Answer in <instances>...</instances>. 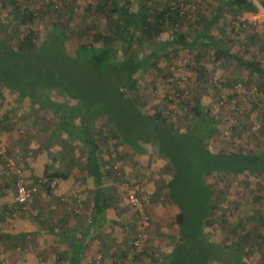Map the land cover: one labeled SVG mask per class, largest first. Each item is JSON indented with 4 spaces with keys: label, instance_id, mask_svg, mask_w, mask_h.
I'll list each match as a JSON object with an SVG mask.
<instances>
[{
    "label": "trees",
    "instance_id": "trees-1",
    "mask_svg": "<svg viewBox=\"0 0 264 264\" xmlns=\"http://www.w3.org/2000/svg\"><path fill=\"white\" fill-rule=\"evenodd\" d=\"M56 1L53 0L54 3ZM229 3L242 10H258L250 0H229ZM260 5L264 9V0ZM95 6L96 9L90 12L98 17L88 30L78 34L79 48L75 56H71L65 47L72 32L70 21H66L68 25L60 20L47 32L43 44L35 42L31 31L19 40L17 49L9 46L2 52L0 50V83L10 93L31 100L41 109H49L60 120L58 129L66 131L72 138H87V159L90 174L95 179L91 216L95 225L104 221L107 206L96 141V129L100 123L108 121L116 129L117 138L138 153L146 152L144 144H151L160 158L173 166L169 195L181 210L177 220L181 233L185 236L187 232L193 233V239L187 237L176 250L171 264H207L210 254L206 247H202L201 229L205 214L201 213L204 204L211 205L213 197L209 194L211 188L205 182V174L224 170L264 176V140L259 141L258 150L252 154L239 151L221 154L205 143L207 138L212 139L218 132L219 120L199 100L196 99L190 109L194 124L177 129L162 107L147 113L131 95L138 92L141 79L149 71L163 72L158 67L159 60L172 49L192 51L209 48L214 50L218 59L234 58L252 76L260 78L258 89L261 91H264V69L253 61L232 54L216 38L208 39L206 28L217 22V13L226 8L223 3L218 5L217 15L208 22L203 34L189 35L176 31L173 37L158 45L155 39L164 34L167 26H181L180 21H186L178 8L174 9L173 5L154 8L151 0H96ZM59 8L55 6V10ZM18 10L20 24L29 26L36 22L34 11ZM65 10L69 16L76 14L66 6ZM99 20L108 23V32L99 30ZM147 43L154 46L151 51L146 47ZM204 73L200 71L198 79L202 80ZM53 91L65 96L66 100L55 103L49 94ZM259 134L264 138V129ZM194 158L197 162L193 161ZM215 208L212 204L211 209ZM228 251L232 264H243L240 248Z\"/></svg>",
    "mask_w": 264,
    "mask_h": 264
},
{
    "label": "rangeland",
    "instance_id": "rangeland-1",
    "mask_svg": "<svg viewBox=\"0 0 264 264\" xmlns=\"http://www.w3.org/2000/svg\"><path fill=\"white\" fill-rule=\"evenodd\" d=\"M21 1L23 5L21 8L34 11L37 15V20L33 25L23 26L17 22L18 16L17 19L15 17L13 19L10 17L8 20L6 18L7 21L5 25V20L1 14V52L8 49V42H12V39L8 40V42L6 41V37L2 35L1 27L6 28L7 31H12L14 34L16 33L18 35V42L32 31L39 45L44 41L47 32L53 24H59L60 20H64V24H68L66 21L69 20L72 26V32L67 40L66 50L71 56H75L79 47L78 34L88 30L93 21H95L96 16L98 17V15H93L92 12H90V10L93 11V9H96V0H57L55 3L53 0ZM222 1L228 2L229 0H151L154 8H157V6L160 7V5L165 7L167 5H174V3H177V5L183 3L184 9L187 11H190L191 8L189 7L193 5L192 3H197V9L189 13L191 16L189 20L180 21V24H182L181 26H167L164 29V34L155 39L156 43L167 41L168 38L174 36L176 31H184L189 35L203 34V29L207 27L208 22L214 15L216 16L218 14L216 10ZM55 6H60L59 10H55ZM65 6L69 8V11L76 12L74 17L72 14L70 16L65 14L67 10H65ZM0 7L2 6L0 5ZM2 10H5V8L3 7L0 9V12H2ZM263 10L247 11L227 4V7L217 15V22L206 28L209 33L208 39L211 40L216 38L218 42L232 54L244 57L245 60L253 61L264 69ZM69 11L68 14H70ZM98 24L99 30L108 32V23L105 20H99ZM12 38H14V36ZM15 39L13 43L17 42ZM18 42L16 45H18ZM146 47L149 51L154 48L150 43H147ZM158 67H160L163 72L160 74L155 70L149 71L148 74L141 79L142 81L139 84L138 92L132 93L131 95L139 101L141 108L145 112L151 114L156 108L162 107L164 114L166 113V115L171 118L176 128L183 129L188 125L194 124L195 119L190 109L193 102L197 99L206 108H210L219 120L218 132L212 136V139L207 138L206 140L208 142L205 141L208 146L211 145L212 148H215L221 154L226 153V151H239V153L252 154L256 151L259 141L264 140L262 135L259 134V131L264 129V96L260 89V93L256 95L252 92L254 87L259 88L260 86L261 80L259 77L256 75L252 76L234 58L224 57L223 59H218L214 50L209 48L194 49L192 51L172 49L168 54L160 58ZM200 71L205 72V76L202 80L198 79ZM263 88L264 86L262 89ZM49 94L52 97L51 99L57 104L66 100L65 96L62 97L55 91ZM222 99L226 101V106L224 108L220 107L219 104V101ZM237 108L243 111V114L239 117H236L234 114ZM48 111L49 109H41L33 105L31 100H25L23 96L10 93L0 85V135L4 133L3 137L6 138V134L10 137L11 133L12 140L15 138L16 142H24L23 138L26 136L23 135L31 132V130L27 128L28 125L25 124L26 126H24L17 123L19 125L17 126L14 121L12 122L11 128L13 132H10L11 129L10 131H6L5 121L10 118L13 119V116L15 118L19 117L21 114L19 112H22L25 117L30 119L32 117L36 118L37 115L45 117L44 113ZM33 113L35 115H33ZM51 120L53 121V119ZM37 121L39 122L38 119ZM97 129V138L101 143L103 142V148L107 147V139L109 141L111 140L110 142L113 143L111 138L113 137L112 132L114 131L108 121L103 120ZM43 132L44 131L41 133ZM79 133H81L80 128ZM86 139L87 138L84 136L83 139L80 140L81 145H77L78 148L82 149L81 151H83V144H86L87 147ZM2 142L0 141V147L2 145L7 147L10 153L19 157L20 163L23 165L22 155L15 149L16 144L7 139L5 144ZM113 144L114 146L118 145L115 142ZM109 150L110 149L107 151ZM217 151H214V153H218ZM72 153L73 155L75 154L73 149ZM111 157L113 158L111 161L118 163L116 159L118 160L119 158L118 156L116 157V155L114 156V152L111 153ZM6 160V157L0 153V264H14V261H8V257L12 253H15V248L12 245L16 242H18V245H21L23 242L25 243L33 237L32 235L29 236L31 232H26L23 228L40 225L39 223H42L38 220L43 217L42 213L33 212L34 210H32L35 206L33 203L35 196L39 194L40 191H43V193L45 192L49 198V194H51L52 197L61 196L54 194L59 189L58 181L52 179L51 184L50 182L46 184L45 182L47 180L45 179H47L49 175H43L41 178L44 179L43 183L37 180V183L29 184L24 179L23 170L21 178H23L30 187L38 184V192L26 204H19L16 199L17 178L8 167ZM193 161L197 162V159L194 158ZM117 171H119V167ZM111 176L112 175H110V177ZM245 176L249 178L248 181L243 178ZM253 176L255 177L254 174L248 172L237 171L221 170L206 172V182L211 179V183H206L211 188V192L209 193L211 198L217 196L221 204H227H224L225 207H219V209L221 208L227 211L226 215L222 217L225 219L223 223L225 226L227 221L229 226L233 228L236 222H240L239 220H235L236 216L234 214L242 211L245 212L247 210L246 205L250 201L254 200L253 203H255V196L261 197L257 195V185L254 183ZM218 177H222L223 181L217 179ZM117 178L119 177L110 178V182L106 183L105 190L113 188L112 192H116L117 188L119 190V186H122L126 182L129 183L126 180L120 181V178ZM215 178L217 180L216 182ZM63 181H66V179ZM110 183L112 184L110 185ZM66 184V190H68V192L66 195H62L64 203L68 205L66 208L71 209V217L73 220H77V218L81 216L85 217L86 203L84 198L86 195L90 197L91 194H93V188L89 189L88 183L80 186L74 184V182H68ZM241 197L246 200H240ZM63 201L51 198L49 201L40 200L39 203L43 205V208H55V206L58 207ZM256 202L258 201L256 200ZM212 204H214L213 200H211V205L209 203L204 204L201 215L205 214V220L210 223H214V221H212L213 218H215L218 223L219 219H221L218 217L219 210L217 207L211 209ZM259 211L264 212V206H260ZM226 217L228 220H226ZM245 224L246 223H244V225ZM32 234H34V232H32ZM227 234L228 232L225 236H227ZM187 237H192L191 233L187 232L186 236L184 234L183 242ZM205 237L207 240L206 249L210 254V259L206 263L230 264L231 258H229L230 254L228 249L219 248L217 246V241H212L214 236ZM225 256H227V259L223 261ZM242 259L244 260L243 257Z\"/></svg>",
    "mask_w": 264,
    "mask_h": 264
},
{
    "label": "crops",
    "instance_id": "crops-1",
    "mask_svg": "<svg viewBox=\"0 0 264 264\" xmlns=\"http://www.w3.org/2000/svg\"><path fill=\"white\" fill-rule=\"evenodd\" d=\"M221 3L226 7L227 4H230L229 1ZM0 5L2 6L0 9L5 8L0 12L5 20V25L10 17L17 19L18 8L23 7L21 0H0ZM1 29L7 42L12 39L8 45L17 49L18 35L7 31L6 28L1 27ZM13 36L14 38H12ZM14 39L17 40L18 45H16L17 42L13 43ZM36 41L37 39H35ZM0 85L2 86L1 83ZM19 113H21L19 117L13 116V119L5 121L6 131H10L12 122L15 121L17 126H19L18 124L24 126L27 124V128L31 132L23 133V136H26L23 138L24 142H16L15 138L12 140L11 133L10 137L6 134V138L3 137L4 133L1 134L0 141L5 144L7 139L16 144L15 149L21 153L23 158V176L27 183L35 184L37 180L44 182V179H41L42 176L49 175L45 179L47 180L45 183L50 182L51 184L52 179L58 181L59 189L54 194L61 197H52L49 194V198L43 191L35 196L33 202L35 206L33 204L34 209L32 210L42 213L43 217L38 219L42 223L23 228L26 232H31L29 236L33 237L21 245H18V242L12 245L15 248V253L8 257L9 262L14 261V264H171L176 250L183 245L184 235H182L181 227L177 222L181 216V210L169 195L173 166L168 161L161 159L151 144H144L146 152L138 153L134 148L118 139L117 131L112 127L114 132L111 131L113 134L111 139L118 145L114 146L110 142L111 140L107 139V147L103 148V142L101 143L97 138L98 129H96L100 157L99 167L100 173L104 176L103 189L107 206L104 212V221L95 225L91 222L95 200V179L90 174L86 144L82 146L83 151L77 146L83 138H72L66 131L58 129L60 120L49 111L44 113L45 117L37 115L36 118L39 122L35 117L28 119L22 112ZM33 115L35 114L33 113ZM42 131L44 132L41 133ZM10 132L13 130L11 129ZM72 149L75 151L74 155ZM108 149L110 150L107 151ZM112 152H114V156H118L119 159H116L118 163L111 161L113 159ZM116 165L119 167V171L114 172ZM56 174L59 176L55 177ZM110 175L112 176L110 177ZM254 175L257 195L261 197L255 196L258 202L250 201L246 205L245 212L234 214L235 220L240 222H236L232 228L226 221L225 226L223 224L225 219L222 217L226 215L227 211L219 209V207H225L226 203L221 204L219 197L213 196V205L219 210L218 217L221 219L218 223L215 218L212 219L214 223L205 220L201 229L203 248L207 244L205 236H214L212 241H217L218 245H216L221 249L240 248L244 258V260L242 259L243 264H264V212L259 211L260 206H264V176ZM112 177H119L120 181L126 180L129 183L140 185V194L148 205L152 219L151 237L148 252L145 255L132 257L128 254L136 236L137 215L128 200L119 195L118 188L116 192H112L113 188L105 190L106 183H109ZM243 178L246 181L249 179L247 176ZM65 179L66 181H63ZM217 179L223 181L222 177ZM67 181L74 182L79 186L88 183L89 189L93 188L91 200L87 195L84 198L86 216L74 219L75 221L71 217V209L66 208L68 205L63 201L62 194L66 195L68 192L66 190ZM206 183H211V179ZM51 198L62 200L63 203L55 208H43V205H40V200L49 201ZM240 200L245 201L246 199L241 197ZM226 220H228L227 217ZM244 223L246 224L244 225ZM227 232L228 234L225 236ZM191 235L192 237H188L189 240L193 239V233ZM225 259L226 256L223 261H226Z\"/></svg>",
    "mask_w": 264,
    "mask_h": 264
},
{
    "label": "built area",
    "instance_id": "built-area-1",
    "mask_svg": "<svg viewBox=\"0 0 264 264\" xmlns=\"http://www.w3.org/2000/svg\"><path fill=\"white\" fill-rule=\"evenodd\" d=\"M253 2L258 9L263 10L262 6L260 5L262 0H250ZM189 8L190 11L184 9L183 3L177 5L174 3V9H179L180 15L185 17L186 20L191 18L190 12H193L197 9V3H192ZM264 11V10H263ZM241 87V86H239ZM254 95L260 93L257 87L252 89ZM262 95L264 96V91H262ZM220 107L226 106V101L224 99L219 101ZM236 117H239L243 114V111L240 108L235 110ZM0 153L6 157V162L8 167L12 170V172L16 176V199L19 204H26L27 202L32 199V197L38 192V185L35 186H28L22 177L23 167L20 163L19 157L14 155L7 150V147L2 145L0 147ZM10 153V154H9ZM6 154V155H5ZM117 166H115L114 171H117ZM43 183V182H40ZM119 195L125 197L133 210L136 212L137 215V230L136 236L132 244V248L129 250L128 254L132 257L137 255H145L148 252V244L151 237V230H152V219L151 214L148 208L147 203L145 202L144 198L140 194V185L134 183H124L122 186H119Z\"/></svg>",
    "mask_w": 264,
    "mask_h": 264
}]
</instances>
